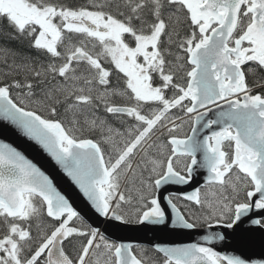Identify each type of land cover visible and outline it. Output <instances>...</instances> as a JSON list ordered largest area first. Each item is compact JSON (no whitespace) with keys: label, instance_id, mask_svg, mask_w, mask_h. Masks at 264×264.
Wrapping results in <instances>:
<instances>
[{"label":"snow or ice","instance_id":"6c2138e0","mask_svg":"<svg viewBox=\"0 0 264 264\" xmlns=\"http://www.w3.org/2000/svg\"><path fill=\"white\" fill-rule=\"evenodd\" d=\"M0 21V121L104 222L0 140V264H264L210 246L264 229V0H0ZM114 223L205 234L145 245Z\"/></svg>","mask_w":264,"mask_h":264},{"label":"water","instance_id":"95a60500","mask_svg":"<svg viewBox=\"0 0 264 264\" xmlns=\"http://www.w3.org/2000/svg\"><path fill=\"white\" fill-rule=\"evenodd\" d=\"M0 140L17 147L34 162L38 163L46 172L53 176L58 188L70 199L74 207L83 215L90 223L100 224L104 227V222L97 218L89 206L78 193V191L67 181L66 178L59 172L50 159L39 150L33 143L19 136L15 130L0 121ZM207 173L203 169H199L194 176V180L187 186H171L170 191H190L193 187L203 185L204 176ZM170 212V210H169ZM264 213H250L251 218H258ZM170 224V220H169ZM211 231H219L224 234L223 241H216L212 245L217 251L236 252L244 256L252 258H264V229L259 226L252 225L250 220L242 218L238 225L233 229H225L222 226L211 229ZM106 234L114 240L124 242H134L140 244L150 243H169L182 244L196 242L205 232L202 229L184 230L173 229L171 227L164 228L160 225H119L112 224L107 226Z\"/></svg>","mask_w":264,"mask_h":264},{"label":"trees","instance_id":"16d2710c","mask_svg":"<svg viewBox=\"0 0 264 264\" xmlns=\"http://www.w3.org/2000/svg\"><path fill=\"white\" fill-rule=\"evenodd\" d=\"M0 31L2 32H9L11 29L7 27L6 21H0ZM2 42V41H0ZM11 46L16 47V45L13 43Z\"/></svg>","mask_w":264,"mask_h":264}]
</instances>
